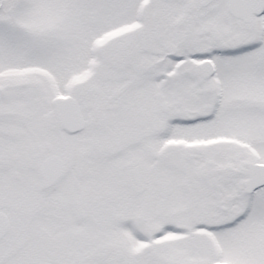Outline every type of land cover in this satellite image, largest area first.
<instances>
[{"label":"snow or ice","instance_id":"obj_1","mask_svg":"<svg viewBox=\"0 0 264 264\" xmlns=\"http://www.w3.org/2000/svg\"><path fill=\"white\" fill-rule=\"evenodd\" d=\"M0 264H264V0H0Z\"/></svg>","mask_w":264,"mask_h":264}]
</instances>
